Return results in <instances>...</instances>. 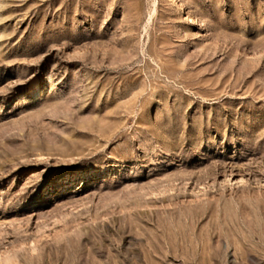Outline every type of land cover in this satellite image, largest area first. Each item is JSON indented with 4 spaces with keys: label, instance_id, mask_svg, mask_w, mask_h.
<instances>
[{
    "label": "rangeland",
    "instance_id": "obj_1",
    "mask_svg": "<svg viewBox=\"0 0 264 264\" xmlns=\"http://www.w3.org/2000/svg\"><path fill=\"white\" fill-rule=\"evenodd\" d=\"M0 264H264V0H0Z\"/></svg>",
    "mask_w": 264,
    "mask_h": 264
}]
</instances>
